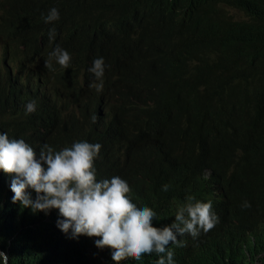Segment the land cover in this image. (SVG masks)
<instances>
[{"label":"clouds","instance_id":"9594fccd","mask_svg":"<svg viewBox=\"0 0 264 264\" xmlns=\"http://www.w3.org/2000/svg\"><path fill=\"white\" fill-rule=\"evenodd\" d=\"M154 7L169 9L181 4L178 0H124L122 3L110 0L100 16L98 42L72 47L69 52L57 44L48 54L36 53L29 70L9 69L0 74V205H4L0 208V222L14 223L21 217L39 215L51 225L55 222L52 227L62 241L72 245L88 243L89 255L107 264H194L205 255L196 254L193 243L178 237L187 234L195 239L203 232L206 237L220 240L219 229L226 227V219L223 211L215 209V202L224 201L221 178H218L222 169H204L194 176L200 185L199 189L192 190L197 195H187L177 205L180 195L172 183L152 184L153 194L141 197L142 204L138 205L127 194L126 179L98 165L104 155L117 162L119 151L82 139L54 150L48 144L43 145L47 137L32 124L40 116L33 112L35 102L42 99L48 115L67 114L57 125L46 127L56 125L55 130L65 128L77 133L87 130L85 120L90 119L91 123L100 117L94 111L105 108L113 81L135 78L142 62L157 60L165 54L166 43L164 48H157L161 45L158 42L145 45L137 35L140 18ZM252 15L255 21L263 22V0L253 2ZM41 19L45 24L57 21L58 9L50 7L46 14L41 13ZM135 19L137 22L128 25ZM54 37L55 29L50 28L49 39ZM0 38L7 41L0 60L8 48L23 47L19 31L3 13H0ZM136 48L141 50L139 60L135 56ZM122 53L131 55L121 58ZM40 58L45 60L43 64L36 62ZM81 78L86 79L84 84ZM177 100L174 93L166 92L163 83L155 91L153 77L144 80L138 89L129 93L124 122L127 125L123 124L117 131L124 133L133 119L142 116L164 127L177 112L172 106ZM8 129H15L11 136L5 132ZM256 141L261 143L258 150L264 159V136ZM238 153L239 150L233 154L237 155L234 159L226 155L224 167L243 174L251 165L246 156L239 158ZM216 156L223 158L225 154L220 151ZM106 163L109 165L110 160ZM245 177L251 180L246 174ZM260 181H264V176ZM145 184L137 193L145 191ZM247 186L245 182L242 187L248 192ZM237 193L242 198L247 196L241 190ZM242 201L239 207H247V201ZM220 213L222 221L218 222ZM154 218L171 222L159 226ZM260 236L264 239V234ZM259 243H254V248L261 246ZM262 257L264 248L257 254V258ZM0 264H8V256L2 250Z\"/></svg>","mask_w":264,"mask_h":264},{"label":"trees","instance_id":"16d2710c","mask_svg":"<svg viewBox=\"0 0 264 264\" xmlns=\"http://www.w3.org/2000/svg\"><path fill=\"white\" fill-rule=\"evenodd\" d=\"M109 1L0 0V13L10 18L23 45L19 50L7 49L0 60V74L9 69L29 70L36 53L48 54L57 44L69 52L72 47L98 42L100 16ZM178 1L181 7H154L144 12L137 28V35L145 45L158 42L161 45L157 48H164L166 43L165 54L157 60L142 62L135 78L113 81L105 108L99 107L100 117L92 120L87 130L77 133L57 128L43 145L58 149L82 139L110 146L121 154L120 173H117L132 190L152 180L178 177L186 182L204 169H224L226 155L233 156L239 149L249 159V165L256 166L255 172L264 173V159L258 150L261 143L256 141L264 136V20L253 19L250 0ZM223 2H226L224 7L216 9ZM53 6L59 11V19L45 24L41 13L46 14ZM137 20H131L128 25ZM50 28L55 29L51 40ZM192 28L197 32L201 29L200 34L189 35ZM135 52L139 60L141 50L136 48ZM44 61L36 60L40 64ZM152 77L155 91L161 82L169 95L177 96L178 100L172 104L177 110L175 116L162 128L144 116L138 117L124 133L118 132L117 128L127 118L129 93ZM55 115L49 114L52 120L44 125H52ZM220 151L225 154L223 158L216 156ZM251 166L241 175L248 176L246 169L249 171ZM259 187L248 188L257 198L243 187L238 189L247 195L242 199L247 201V207L240 208L232 201L222 210L226 227L219 235L222 247L216 248L226 249L223 242L245 238L259 228L258 219L264 217V181H260ZM187 195L193 194L185 187L176 205ZM250 197L255 200L253 204ZM223 198V202L218 199L219 203L227 200L225 193ZM217 216L222 221L219 219L222 215ZM30 224L35 226L29 227ZM53 227L39 215L21 217L14 223L0 222V250L7 254L8 264H107L89 255L88 243L68 244ZM260 235L258 245H263ZM215 254L223 255V251ZM227 259L232 260L230 256ZM254 263L264 264V257L250 254L238 263L204 257L200 264Z\"/></svg>","mask_w":264,"mask_h":264},{"label":"bare ground","instance_id":"6f19581e","mask_svg":"<svg viewBox=\"0 0 264 264\" xmlns=\"http://www.w3.org/2000/svg\"><path fill=\"white\" fill-rule=\"evenodd\" d=\"M92 45V44H91ZM70 50H72V48H70ZM1 52V51H0ZM1 55V54H0ZM48 103H49V101H48ZM119 153V152H118ZM121 154L119 153L118 154V156H117V162H118V165H119V167H120V162H121ZM248 164H250V161H248ZM250 171L252 170L253 172H255V170H254V168L253 169H249ZM119 171V173H120V170H118ZM121 176V175H120ZM128 183V182H127ZM128 196H129V198L130 199H132L135 203H137L138 205H139V203L137 202V200H136V192L134 191V190H132L131 189V187H130V184L128 183ZM1 207H3L2 205H0V208ZM218 215H222L221 213L220 214H218ZM218 222H220L219 220H218ZM52 225H54V227H55V222H53L52 223ZM54 229V228H53ZM51 230L50 231V234L52 235L53 234V231L54 230ZM213 239V238H212ZM214 240V242H215V244H213V246H209V249H210V252L212 251V252H214V253H219V251H217V250H215V248L216 247H222V242L219 240V238L218 239H213ZM253 247V246H252ZM222 250H225V249H222ZM229 256H226L223 260H226L227 258H228Z\"/></svg>","mask_w":264,"mask_h":264},{"label":"rangeland","instance_id":"374dc122","mask_svg":"<svg viewBox=\"0 0 264 264\" xmlns=\"http://www.w3.org/2000/svg\"><path fill=\"white\" fill-rule=\"evenodd\" d=\"M236 18H238V19H241V16L240 15H234ZM7 41L6 40H2L1 42H0V54L2 55V54H4L5 53V50H4V48H5V43H6ZM0 55V56H1Z\"/></svg>","mask_w":264,"mask_h":264}]
</instances>
